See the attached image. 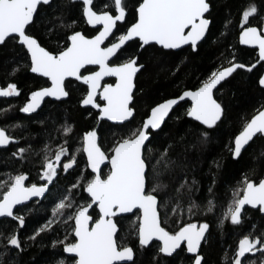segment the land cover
<instances>
[{
    "label": "snow or ice",
    "instance_id": "obj_1",
    "mask_svg": "<svg viewBox=\"0 0 264 264\" xmlns=\"http://www.w3.org/2000/svg\"><path fill=\"white\" fill-rule=\"evenodd\" d=\"M69 4L79 5L81 17L96 30V34L89 36L76 30L78 20H69L61 12L54 17L56 24L49 21L52 26L47 31L55 34L58 29H63V42L58 41L54 49H49L32 34L31 28L41 19L42 12L56 6V0H0V46L8 43L20 46L30 61L23 67L49 82V86L30 93L20 112L35 113L45 98L65 100L70 96L73 82L83 89L81 106L96 110L94 116L89 112L94 123L80 136V146L74 151H70L68 143L74 125L67 121L57 129L63 142L55 148L45 145L39 174V179L45 183L26 184L29 176L22 171L3 174L5 178L0 179V218H10L16 226L7 234L0 231V247L4 249L0 252V264L9 250H25L19 229L25 227L26 217L20 214L17 206L27 208L26 202L33 197L44 198L45 193L50 194L49 185L55 186L60 173L68 174L77 168L81 153L86 156L85 170L53 202L51 219L28 237L29 241L35 242L43 233L55 231L54 225L66 226L63 238L57 236L52 241V247L59 249V258L54 259L53 264H135V250L126 242L129 236L138 241L140 250L158 242L154 264H159L160 256L172 257L182 246L191 254L192 264H205L201 247L202 242L207 243L210 224L192 222L191 217L215 211V180L208 188L207 203L198 204L193 193L198 191L199 182L194 176L189 179L185 162L170 155L174 145L168 144L162 150L151 146L153 133L161 129L173 107L187 99L191 106L185 115L203 126L199 141L208 144L211 132L225 113L215 96L218 85L238 69L251 72L256 64L249 67L237 62L233 50L227 61L228 67L212 71L195 90L183 91L179 97L152 107L150 115L138 126L122 132L105 148L101 122H112L125 129L135 117L136 79L144 68L139 62V52L156 46L161 51L184 46L196 51L213 23L209 18L212 4L211 0H136L135 4H131V0H69ZM130 15L131 22L128 21ZM252 20H258V23L253 24ZM230 24L231 20L225 22L226 30ZM239 28V44L258 49L257 62L264 61V15L255 3H249L242 11ZM133 46L139 51L127 54ZM18 71L20 66L14 67L9 75L14 76ZM258 84L264 89V76L259 78ZM20 95L16 83L0 86V97ZM257 134L264 136V110H259L235 136L234 148L229 149L233 159L241 157L242 150ZM18 144L19 140L11 135L8 127H0V148ZM29 152L30 148L17 147L11 155L25 160ZM213 163L220 168L218 161ZM104 168H107L106 172ZM166 178L169 182H165ZM81 191L87 195L77 199ZM246 205L264 213V179L256 182L245 175L237 182L221 212L219 227L222 229L225 222L242 227ZM185 212L189 216L188 222L183 220ZM170 215L179 220L175 229L167 226ZM121 220L129 221L124 235H120ZM256 252L264 255V231L259 235L252 232L243 235L230 264H255L246 254Z\"/></svg>",
    "mask_w": 264,
    "mask_h": 264
},
{
    "label": "trees",
    "instance_id": "obj_2",
    "mask_svg": "<svg viewBox=\"0 0 264 264\" xmlns=\"http://www.w3.org/2000/svg\"><path fill=\"white\" fill-rule=\"evenodd\" d=\"M135 2L136 0H131V4ZM249 3H255L260 14L264 15V0H211L212 12L209 18L213 23L210 25L206 39L199 44L196 51L190 47L178 52L161 51L156 46L139 52V62L144 65V68L136 79L134 119L125 129L102 122L101 138L104 147L107 148L114 138H119L122 132L138 126L149 115L152 107L167 99L180 96L183 91L195 90L212 71L222 66H229L227 61L231 59L230 54L233 50L236 53L237 62H242L249 67L256 64L251 72L239 69L218 88V91H215V96L225 108V113L218 122L217 128L211 132V141L208 144H201L199 141L200 130L203 126L185 115L187 108L190 107L188 102L179 105L164 126L153 133L151 146L162 150L168 144L174 145L170 155L174 159L185 162L189 179L191 180L194 176L199 182L198 191L194 190L193 193L198 204L203 206L207 203L208 188L213 179L215 180L213 193L217 203L215 211L207 215L191 217L192 222L210 224L207 243L201 247L205 264H230L238 241L243 235L249 232L259 235L264 231V215L258 210H245L246 215L242 227L233 226L230 222H225L222 229L218 225L221 212L229 201L230 193L237 186V182L241 181L245 175L256 182L264 179V156L261 155L264 153V136H258L238 160L233 159L229 150L234 147L235 136L243 130L245 124L259 110L264 109L262 108L264 89H261L258 84L264 71V64L257 62V50L242 47L239 44L241 13ZM61 12L69 20H78L76 30L83 31L89 36L96 34V31L92 30L81 17L79 5H70L69 0H56V6L42 12L41 19L31 28L32 34L39 37L43 46L54 49L58 41L63 42L61 39L64 35L63 29H58L55 34L47 31L49 27L57 23L54 17ZM131 19L130 15L128 21L131 22ZM228 20H231V24L226 30L224 25ZM252 23L257 24L258 20H252ZM221 33L225 34L221 35ZM138 51V48L133 46L128 49L127 54H136ZM29 62V58L15 43L0 46V84L6 86L7 83L13 82L21 90V95L18 97L0 99V126L8 127L11 135L19 140L18 145H11L7 149L0 150V179L5 178L4 173L16 174L17 171H22L29 176L27 183L42 184L45 182L39 179V174L42 170V150L45 145L48 144L55 148L58 143L63 142V137H60L57 129L67 121L74 125V132L68 138L70 151H74L80 146V136L94 123L89 112L94 116L96 111L81 107L79 101L83 89L77 82H73L67 101H47L37 114L23 115L19 109L27 102L30 93L41 87L49 86L46 79L32 74L27 67H23ZM17 66H20V71L10 76V71ZM4 109L8 110L3 111ZM17 124L21 127H11ZM17 147L30 148L25 160L12 157L11 154L16 151ZM213 161L220 163L219 169ZM85 166L86 157L81 153L78 156V167L70 170L68 174L60 173L55 186L50 188V194L48 193L41 201L28 204L27 208L19 209L20 214L26 217L25 227L19 229L25 250L23 252L9 250L8 254L3 257V264H53L54 259L59 258V249L52 247V241L57 236L63 238L65 225H54L55 231L43 233L41 237H37L35 242L29 241L28 237L34 233L35 229L51 219L53 202L64 193L65 188L76 182L79 173L85 170ZM104 171L106 172L107 168ZM165 182H169L168 178ZM86 195L81 191L77 199L81 196L86 197ZM186 207L187 204H185ZM173 220H176V223H173ZM183 220L185 222L189 220L186 212ZM178 223L179 220L170 215L167 226L175 229ZM15 226L16 222L10 219L0 220V231L5 234ZM120 227V235H124L128 231L129 221L121 220ZM126 242L135 250V264H154L153 257L157 255L155 247L157 243L140 250L137 248L138 241L132 236H129ZM3 251L4 249L0 247V252ZM246 256L250 262L254 261L255 264H261V261H264V255L260 252L254 255L246 254ZM159 264H192V261L191 256L181 249L172 257L160 256Z\"/></svg>",
    "mask_w": 264,
    "mask_h": 264
},
{
    "label": "water",
    "instance_id": "obj_3",
    "mask_svg": "<svg viewBox=\"0 0 264 264\" xmlns=\"http://www.w3.org/2000/svg\"><path fill=\"white\" fill-rule=\"evenodd\" d=\"M89 26V25H88ZM91 29H94L92 26H89ZM97 27H99V26H97ZM206 37H207V35H206ZM206 37H205V39H206ZM204 39V40H205ZM204 40H202V41H200L199 42V44H201ZM199 44H198V46H199ZM242 47H246V48H249V49H253V50H257V52H258V49H254V48H251V47H249V46H246V45H241ZM159 47V46H158ZM188 47H190V46H184L182 49H185V48H188ZM198 48V47H197ZM182 49H176V50H166V51H175V52H178V51H180V50H182ZM259 63H263L264 64V61H261V62H259ZM239 70V69H238ZM237 70V71H238ZM142 71V70H141ZM236 71V72H237ZM235 72V73H236ZM235 73H233V74H235ZM32 74H34V73H32ZM34 75H36V76H38L37 74H34ZM139 75V73L137 74V76ZM261 76H264V71H263V73H262V75ZM38 77H40V76H38ZM231 77V76H230ZM230 77H228L226 80H228ZM41 78H44V77H41ZM44 79H46L47 80V78H44ZM225 80V81H226ZM225 81H222L221 82V85L225 82ZM221 85H218V88L221 86ZM0 86H2L1 84H0ZM179 97V96H178ZM9 98H11V97H7V98H4V97H0V99H9ZM69 98V97H68ZM68 98H66L65 100H63V101H56V100H54V99H52V98H45V100L42 102V104H41V107L39 108V109H37V111L35 112V113H31V114H25V113H22L23 115H25V116H32V115H35V114H37L43 107H44V105H45V103L47 102V101H52V102H64V101H67L68 100ZM177 98V97H176ZM172 99V98H171ZM166 101V100H165ZM164 102V101H163ZM163 102H161V103H163ZM186 102H188V103H190V106H191V101L190 100H187V99H185L184 101H180L179 102V104H177V105H175L174 107H173V109L170 111V113H169V116L166 118V120H165V123H166V121L168 120V118L170 117V115L173 113V111L179 106V105H181V104H183V103H186ZM160 104V103H159ZM81 107H83V106H81ZM155 107V106H154ZM83 108H88V109H91L90 108V106L89 107H83ZM94 110V109H93ZM262 110H264V109H262ZM94 111H96V110H94ZM258 113V112H257ZM256 113V114H257ZM255 114V115H256ZM149 115H150V112H149ZM148 117V116H147ZM146 117V118H147ZM145 118V119H146ZM252 119V118H251ZM250 119V120H251ZM250 122V121H249ZM102 123V122H101ZM108 123H110V124H112V122H108ZM127 123V122H126ZM164 123V124H165ZM164 124L162 125V127L164 126ZM113 125V124H112ZM1 127V126H0ZM161 127V128H162ZM158 131V130H157ZM258 136H261L260 134H257V136L256 137H254L253 138V140L252 141H250L249 142V144L248 145H246L245 146V149H243L242 150V154H243V152L249 147V145L258 137ZM11 145H9L7 148H9ZM234 148V147H233ZM4 148H0V150H3ZM241 154V155H242ZM86 157V156H85ZM239 158H237V159H234V160H238ZM105 169V168H104ZM89 171H90V169H89ZM26 184H27V182H26ZM51 186L52 185H49V187L51 188ZM48 195V193H45V197ZM44 197V198H45ZM44 198H40V197H33L32 198V200H30V201H27L26 202V204L28 205V204H30V203H32V202H35V201H41V200H43ZM22 207H24V206H20V205H18L17 206V209H20V208H22ZM247 208H249V209H252V210H257V209H253V208H251L250 206H245V209H247ZM14 211H16V209H14ZM263 215H264V213H262ZM5 218H0V220H4ZM8 219H10V218H8ZM153 243H157L158 244V242H153ZM204 244V242H202V245ZM148 247H150V246H148ZM184 248V246H182V248L181 249H183ZM181 249H178L177 250V253L181 250ZM176 253H174L173 254V256L175 255ZM67 255V254H66ZM187 255L188 256H191V254H188L187 253ZM130 263H132V262H125V264H130Z\"/></svg>",
    "mask_w": 264,
    "mask_h": 264
},
{
    "label": "flooded vegetation",
    "instance_id": "obj_4",
    "mask_svg": "<svg viewBox=\"0 0 264 264\" xmlns=\"http://www.w3.org/2000/svg\"><path fill=\"white\" fill-rule=\"evenodd\" d=\"M92 30H95V29H92ZM96 31V30H95ZM191 48V47H190ZM228 67V66H227ZM108 82H112L111 80H109ZM247 209H249V208H247ZM246 210V209H245ZM250 210H252V209H250ZM184 249V248H183Z\"/></svg>",
    "mask_w": 264,
    "mask_h": 264
}]
</instances>
